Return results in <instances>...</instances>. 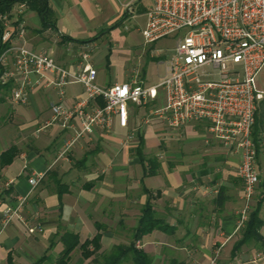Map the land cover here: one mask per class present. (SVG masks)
I'll return each instance as SVG.
<instances>
[{
  "label": "crops",
  "instance_id": "0c3cea01",
  "mask_svg": "<svg viewBox=\"0 0 264 264\" xmlns=\"http://www.w3.org/2000/svg\"><path fill=\"white\" fill-rule=\"evenodd\" d=\"M150 2L48 0L45 28L36 12L25 14L27 45L46 51L68 70H75L82 52L90 48L89 64L97 71L99 85L125 82L128 78L108 79L103 67L107 54L99 55L96 46L126 20L141 19L143 26ZM166 60L160 62L163 73L156 83L164 75ZM143 81L148 86L156 84ZM8 95L0 103V154L10 146L18 153L0 170V220L3 209L14 206L17 197L27 199L20 212L24 223L14 219L5 229L0 227V264H54L65 247L66 235L78 239L67 264H98L100 255L132 242L148 200L155 216L166 225L165 230H153L135 242L152 264H208L217 250V264H229L248 249L256 253L253 244L234 253L241 232L235 231L242 206L238 152L213 139L206 123L191 122L178 130L158 121L141 125L151 105L162 103L161 94L145 108L130 106L125 128L114 120L111 129L84 135L64 156L62 142L71 131L51 122V105L61 100L71 107L84 96L82 87L66 85L62 98L53 87H34L25 105L11 103ZM95 102L101 105L99 99ZM134 130L141 135L145 161L156 160L155 174H148L147 163H141L134 150L137 141L127 139ZM261 146L264 150V139ZM255 167L260 194L264 190V151L257 152ZM34 174L43 177L32 188L29 178ZM6 182L11 184L5 187ZM259 217L264 220V200ZM25 225L39 230L29 233ZM96 233L100 234L99 250L84 259L80 246ZM260 233L264 237V228ZM120 264H133L132 258L127 256ZM240 264H264V260Z\"/></svg>",
  "mask_w": 264,
  "mask_h": 264
},
{
  "label": "built area",
  "instance_id": "2783aa9c",
  "mask_svg": "<svg viewBox=\"0 0 264 264\" xmlns=\"http://www.w3.org/2000/svg\"><path fill=\"white\" fill-rule=\"evenodd\" d=\"M24 2L0 14L1 41L7 44L0 55V86L11 84L8 99L16 105L28 103L29 91L53 87L60 98L68 84H79L84 96L71 107L62 101L51 105V122L71 134L62 142L61 156L70 151L84 135L95 129L109 130L114 120L121 128L128 124L130 106L145 108L162 97L141 118V125L154 121L178 130L188 123H206L210 136L240 156L237 175L242 182V206L237 211L235 231L248 220L257 196L256 146L252 125L264 91L257 86L264 67V0H151L140 28L144 43L181 33L174 51L164 62V75L154 85H146L135 69L125 82L101 86L97 71L89 64L90 48L81 54L75 70L59 65L46 51L27 45ZM128 30V27H125ZM101 105L96 104V100ZM137 130L127 136L137 141ZM42 174L29 178L32 188ZM11 182H6L8 187ZM27 197H17L6 206L0 227L14 219L23 222L21 210ZM29 233L39 227L25 225ZM138 242L136 247H138ZM217 250L208 264H217ZM262 254L257 253L255 259ZM229 264H240L236 257Z\"/></svg>",
  "mask_w": 264,
  "mask_h": 264
},
{
  "label": "trees",
  "instance_id": "16d2710c",
  "mask_svg": "<svg viewBox=\"0 0 264 264\" xmlns=\"http://www.w3.org/2000/svg\"><path fill=\"white\" fill-rule=\"evenodd\" d=\"M24 2L26 3L28 10L36 12L42 17L43 27L45 28L48 23V0H1L0 1V14L8 12L15 3ZM2 27L0 25V55L6 49L7 44L1 41ZM110 52L105 56V67L109 65ZM11 84L0 86V103L5 100V97L9 94ZM252 139L258 152L261 143L264 139V97L257 104V109L254 116V123L252 125ZM141 135H137V143L135 151L140 155V161L142 164L147 163V173L152 175L155 174L157 163L154 158H145L141 155L143 151ZM18 149L14 146H10L7 150L0 154V170L5 166L12 163L17 155ZM264 187V183L262 184ZM151 198V193H148ZM264 200V190L261 192L260 197L257 199L253 209L249 213L247 222L244 228L240 232V238L234 245V253L239 251L242 246L253 244L257 251H264V237L261 235L260 230L264 228V220L259 217L260 205ZM166 225L157 218L154 214L150 200L142 207L141 214L137 222V226L134 231L133 240L127 246L118 245L112 248L106 254L100 255L101 261L98 264H120L127 256L132 258L133 264H152L150 258L141 250L137 249L135 242L142 238L144 235L151 233L153 230H165ZM100 226L96 225V229L99 230ZM100 234L96 233L90 240H86L81 244L80 248L82 251V257L84 259L95 254L99 250ZM65 247L54 264H67L70 258V253L78 245V239L74 235L64 236ZM89 248L91 250H89ZM37 261L34 264H38Z\"/></svg>",
  "mask_w": 264,
  "mask_h": 264
},
{
  "label": "rangeland",
  "instance_id": "374dc122",
  "mask_svg": "<svg viewBox=\"0 0 264 264\" xmlns=\"http://www.w3.org/2000/svg\"><path fill=\"white\" fill-rule=\"evenodd\" d=\"M141 26V19L126 20L113 29L112 34L107 40L97 44L96 50H98L99 55H106L110 52L108 68L103 66L109 80H125L129 78L131 72L135 69L140 71V75L143 79H146L147 84H154L159 80V76L163 73V64L160 62L163 58L171 56L174 51L175 41L181 36V33L163 38L152 44H146L139 31ZM125 27H128V30H125ZM257 86L260 90L264 91V67L258 75ZM153 107L151 105V108ZM262 147H260L259 151H264ZM260 194H257L256 201L260 197ZM249 245L252 244L249 243ZM261 252L256 251L253 254L248 249L242 257L238 255L239 262L241 263L245 260L258 262V259H255V255L257 253L262 254ZM263 260V257L259 259L261 262Z\"/></svg>",
  "mask_w": 264,
  "mask_h": 264
}]
</instances>
